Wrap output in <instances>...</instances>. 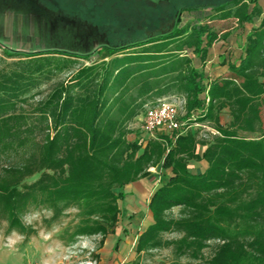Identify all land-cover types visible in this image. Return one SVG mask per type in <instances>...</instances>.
Listing matches in <instances>:
<instances>
[{
    "label": "trees",
    "instance_id": "1",
    "mask_svg": "<svg viewBox=\"0 0 264 264\" xmlns=\"http://www.w3.org/2000/svg\"><path fill=\"white\" fill-rule=\"evenodd\" d=\"M230 18L235 32L219 36L209 25ZM217 42L221 69L211 75L205 64ZM94 55L35 101L70 59L90 56L2 51L0 222L7 231L29 237L36 231L22 223L27 213L48 212L50 228L74 210L59 239L68 246L99 237L101 248L124 187L160 168L167 179L150 196L152 222L137 253L172 245L177 256L198 259L213 243L205 264H264V0L188 8L168 29L102 45ZM162 101L181 103L187 130L137 138L133 122ZM190 163L202 169L191 173ZM164 233L178 239L163 244Z\"/></svg>",
    "mask_w": 264,
    "mask_h": 264
},
{
    "label": "rangeland",
    "instance_id": "2",
    "mask_svg": "<svg viewBox=\"0 0 264 264\" xmlns=\"http://www.w3.org/2000/svg\"><path fill=\"white\" fill-rule=\"evenodd\" d=\"M182 1L184 2L174 0L154 5L146 0H0V59L3 50L21 54L66 52L71 56H90L88 60L70 59L73 64L69 69L57 73L49 81H44L39 88L41 95L35 98L37 101L45 96L52 84L67 79L70 71L94 61V53L100 46L113 45L125 39H144L151 33L168 29L175 19L176 11L182 5L219 3V0ZM181 20L185 25L191 19ZM209 25L219 36L224 31L235 32L238 29L233 18L213 19ZM237 42L240 43L241 39L238 38ZM218 43L221 45V42H217L212 50L214 57L209 58L212 62L205 64L211 75L221 69L219 65L222 56L218 57ZM189 57L193 58L191 55ZM218 59L220 63L217 62ZM175 102L178 103V117L183 125L187 120L185 111L179 101ZM219 119L223 126L228 125L227 112L223 111ZM131 126L137 138L144 136L140 119ZM134 137L129 136V139L133 140ZM201 169L200 163L189 164L191 173H198ZM149 172L150 176L146 179L147 191L143 197H127L118 203L120 214L117 224L113 230H109L103 247H97L99 237L93 239L97 250L96 259H101V264H205L212 255L213 243L202 251V256L198 259L188 255L177 256L172 245L136 252L138 237L152 222L147 203L156 187L166 181L168 174L160 168L151 169ZM75 213L74 210L68 211L66 217L50 228H46L43 223V219L50 216L48 212L40 210L27 213L22 223L36 231L29 237L8 232L6 223L0 222V264H51L59 260L66 247L59 236ZM161 237L163 244L178 239L175 233H164Z\"/></svg>",
    "mask_w": 264,
    "mask_h": 264
},
{
    "label": "built area",
    "instance_id": "3",
    "mask_svg": "<svg viewBox=\"0 0 264 264\" xmlns=\"http://www.w3.org/2000/svg\"><path fill=\"white\" fill-rule=\"evenodd\" d=\"M140 122L142 133L150 138L160 133L183 132L184 129L188 128L187 121L183 125L179 121L178 103L175 101H162L157 106L147 109ZM93 239V237L79 238L76 243L66 246L59 260L51 264H98L97 250ZM30 264L44 263L32 262Z\"/></svg>",
    "mask_w": 264,
    "mask_h": 264
},
{
    "label": "crops",
    "instance_id": "4",
    "mask_svg": "<svg viewBox=\"0 0 264 264\" xmlns=\"http://www.w3.org/2000/svg\"><path fill=\"white\" fill-rule=\"evenodd\" d=\"M6 27H7V24H6L5 28ZM146 179L147 178L142 179V180H140L138 182H134V183H131V184L125 186L124 187L125 198H127V197H131V198L132 197H136L137 198V197H141V196L143 197V194L147 191V185H148V183H147V180ZM125 198H124V200H125ZM98 264H101V259L98 260Z\"/></svg>",
    "mask_w": 264,
    "mask_h": 264
},
{
    "label": "flooded vegetation",
    "instance_id": "5",
    "mask_svg": "<svg viewBox=\"0 0 264 264\" xmlns=\"http://www.w3.org/2000/svg\"><path fill=\"white\" fill-rule=\"evenodd\" d=\"M36 1H40V0H36ZM149 1L150 3L157 5L158 3H166V2H173L174 0H146ZM176 2H184L182 0H175ZM207 2H211L212 0H206ZM217 1V0H216ZM232 0H219V3L216 4H210V5H193V6H184L182 5L177 11H176V16L175 17H182L184 16L185 10L188 8H200V7H206V9H210L211 7L220 4V3H226V2H231Z\"/></svg>",
    "mask_w": 264,
    "mask_h": 264
}]
</instances>
